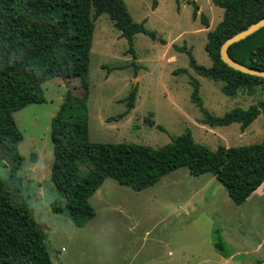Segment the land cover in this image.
<instances>
[{"label": "rangeland", "instance_id": "374dc122", "mask_svg": "<svg viewBox=\"0 0 264 264\" xmlns=\"http://www.w3.org/2000/svg\"><path fill=\"white\" fill-rule=\"evenodd\" d=\"M192 1L208 18V27H203L198 14L191 17ZM124 2L133 20H145L157 39L135 33L130 51L127 39L106 13L95 18L88 72L90 141L161 146L186 129L211 149L264 139V113L244 129L238 122L210 126L201 122L202 113L190 100V76L199 81L203 106L216 115L264 98V88L255 94L223 93L219 82L195 73L187 54L173 46L185 45L197 63L209 66L206 31L221 19L222 8L211 0H156L154 8L153 0ZM180 67L187 72H174ZM133 88V107L123 114V99ZM68 89L81 95L79 78H50L42 83L44 101L12 112L22 134L17 148L23 158L17 173L47 234L53 264H259L264 260V182L236 204L212 173L191 175L181 166L140 190L107 177L89 198L95 214L83 226H75L64 212H53L50 202L60 199L63 205L64 201L50 180V122ZM8 164L0 156L1 178L8 177ZM218 236L229 255L215 248Z\"/></svg>", "mask_w": 264, "mask_h": 264}, {"label": "trees", "instance_id": "16d2710c", "mask_svg": "<svg viewBox=\"0 0 264 264\" xmlns=\"http://www.w3.org/2000/svg\"><path fill=\"white\" fill-rule=\"evenodd\" d=\"M223 9L221 19L206 31L204 49L209 66L196 62L190 48L173 45L188 56V66L198 75L220 83V90L233 96L240 91L255 94L264 78L230 67L220 58V46L228 37L264 17V0H211ZM191 17L208 18L195 2ZM156 0H153V8ZM106 13L133 51L135 33L157 39L144 22L133 20L124 0H0V156L8 161L9 175L0 177V264H53L46 232L23 193L18 175L22 139L12 112L45 100L42 83L53 77L79 78L82 94L68 89L50 122L52 161L50 180L62 197L50 202L56 213H66L75 226H83L95 214L89 198L107 177L140 190L157 182L169 171L186 166L191 175L213 174L236 204L245 201L264 182V139L242 145L218 144L211 149L194 140L191 131L172 136L161 146L135 142H93L88 138V72L94 20ZM159 41L164 43L162 38ZM227 53L236 62L264 71V25L230 43ZM186 67L174 72H187ZM190 100L210 126L238 122L247 127L264 113V98L246 108L233 107L222 115L202 104L199 81L190 76ZM135 89L124 97L127 113ZM147 122L153 125L152 119ZM161 128L160 125H157ZM83 168V169H82ZM215 248L227 256L218 236ZM262 261H260L261 263ZM259 263V264H260Z\"/></svg>", "mask_w": 264, "mask_h": 264}, {"label": "water", "instance_id": "95a60500", "mask_svg": "<svg viewBox=\"0 0 264 264\" xmlns=\"http://www.w3.org/2000/svg\"><path fill=\"white\" fill-rule=\"evenodd\" d=\"M264 25V17L257 20L256 22L250 24L249 26H247L245 29L237 32L236 34L228 37L227 39L224 40V42L221 44L220 46V58L222 59V61H224L227 65H229L230 67H233L235 69H238L240 71L246 72V73H250L253 75H257L260 77L264 78V71L260 70V69H256L250 66H246L243 64H240L236 61H234L229 54L227 53V46L232 43L235 42L239 39L244 38L246 35L252 33L253 31L257 30L258 28H260L261 26ZM260 264H264V260L260 263Z\"/></svg>", "mask_w": 264, "mask_h": 264}, {"label": "crops", "instance_id": "0c3cea01", "mask_svg": "<svg viewBox=\"0 0 264 264\" xmlns=\"http://www.w3.org/2000/svg\"><path fill=\"white\" fill-rule=\"evenodd\" d=\"M99 187H100V186H99ZM99 187L97 188V190L99 189ZM97 190H96V191H97ZM96 191H95V192H96ZM95 192H94V193H95ZM94 193H93V194H94Z\"/></svg>", "mask_w": 264, "mask_h": 264}]
</instances>
